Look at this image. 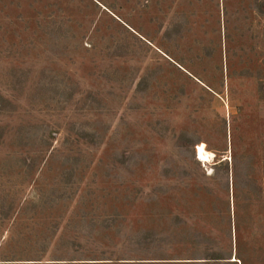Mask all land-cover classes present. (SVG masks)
Wrapping results in <instances>:
<instances>
[{"label":"rangeland","instance_id":"rangeland-1","mask_svg":"<svg viewBox=\"0 0 264 264\" xmlns=\"http://www.w3.org/2000/svg\"><path fill=\"white\" fill-rule=\"evenodd\" d=\"M0 264H264V0H0Z\"/></svg>","mask_w":264,"mask_h":264},{"label":"bare ground","instance_id":"bare-ground-1","mask_svg":"<svg viewBox=\"0 0 264 264\" xmlns=\"http://www.w3.org/2000/svg\"><path fill=\"white\" fill-rule=\"evenodd\" d=\"M199 160L202 162H208L210 157V154L205 150V146L202 145L199 147L198 151Z\"/></svg>","mask_w":264,"mask_h":264},{"label":"trees","instance_id":"trees-1","mask_svg":"<svg viewBox=\"0 0 264 264\" xmlns=\"http://www.w3.org/2000/svg\"><path fill=\"white\" fill-rule=\"evenodd\" d=\"M236 176V174H235ZM217 257H220V256H212V258L208 259V260H216V261H221L223 260L222 258H217Z\"/></svg>","mask_w":264,"mask_h":264}]
</instances>
